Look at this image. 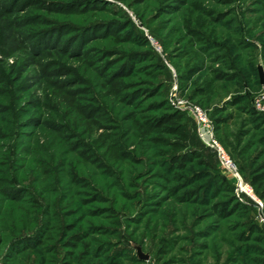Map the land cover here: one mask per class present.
<instances>
[{"label":"rangeland","instance_id":"rangeland-1","mask_svg":"<svg viewBox=\"0 0 264 264\" xmlns=\"http://www.w3.org/2000/svg\"><path fill=\"white\" fill-rule=\"evenodd\" d=\"M259 66L264 0H0V264L264 263Z\"/></svg>","mask_w":264,"mask_h":264},{"label":"built area","instance_id":"built-area-1","mask_svg":"<svg viewBox=\"0 0 264 264\" xmlns=\"http://www.w3.org/2000/svg\"><path fill=\"white\" fill-rule=\"evenodd\" d=\"M188 110L193 114V116L196 119V124L198 126V128L201 125V122L203 121V116L204 113L202 112V110L196 106V105H189L187 106ZM203 139V141L208 144L211 148H213L216 151L217 156L229 167H232L233 164L228 160V158H226L223 150L221 149V147L216 143V142H211L209 141L207 138H205V136L203 137V135H200ZM238 185L241 186L240 182H238Z\"/></svg>","mask_w":264,"mask_h":264},{"label":"trees","instance_id":"trees-1","mask_svg":"<svg viewBox=\"0 0 264 264\" xmlns=\"http://www.w3.org/2000/svg\"><path fill=\"white\" fill-rule=\"evenodd\" d=\"M177 115L176 114H170V115H167L165 116V118L163 120H160L158 123L161 124L162 122H171ZM185 159V157H184ZM264 264V263H262Z\"/></svg>","mask_w":264,"mask_h":264},{"label":"water","instance_id":"water-1","mask_svg":"<svg viewBox=\"0 0 264 264\" xmlns=\"http://www.w3.org/2000/svg\"><path fill=\"white\" fill-rule=\"evenodd\" d=\"M258 73H259L260 82L263 83L264 82V72L260 66L258 67Z\"/></svg>","mask_w":264,"mask_h":264}]
</instances>
